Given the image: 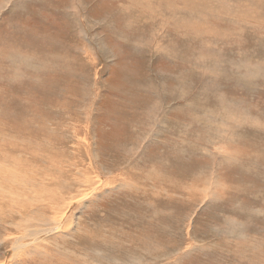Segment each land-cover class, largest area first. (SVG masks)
Listing matches in <instances>:
<instances>
[{
  "label": "rangeland",
  "instance_id": "374dc122",
  "mask_svg": "<svg viewBox=\"0 0 264 264\" xmlns=\"http://www.w3.org/2000/svg\"><path fill=\"white\" fill-rule=\"evenodd\" d=\"M0 264H264V0H0Z\"/></svg>",
  "mask_w": 264,
  "mask_h": 264
},
{
  "label": "bare ground",
  "instance_id": "6f19581e",
  "mask_svg": "<svg viewBox=\"0 0 264 264\" xmlns=\"http://www.w3.org/2000/svg\"><path fill=\"white\" fill-rule=\"evenodd\" d=\"M141 2L142 1H144V0H140ZM240 10V9H239ZM93 189H91V190H89L88 192H86V194L84 195V197L86 196V195H88L91 191H92ZM83 197V198H84ZM75 200L77 199V198H74ZM62 210V207H57V208H55L54 209V214H57V213H59L60 211ZM48 224H54V222H50V223H48ZM38 227V226H37ZM40 227V226H39ZM53 227H56V224H54V225H52V227L51 228H53ZM25 232H26V234H27V237H28V239H30V241L31 240H34L36 237L35 236H38V235H44V233H43V230H39V229H36V228H34V229H32V228H29V229H25ZM61 233L63 232L62 230L60 231ZM61 233H59V234H61ZM40 238V237H39ZM42 238V237H41ZM42 240V239H41ZM40 243V242H39ZM19 244V243H18ZM20 245H22V244H19V245H16V247H21ZM8 246H10V244L8 245ZM46 255V254H45Z\"/></svg>",
  "mask_w": 264,
  "mask_h": 264
}]
</instances>
